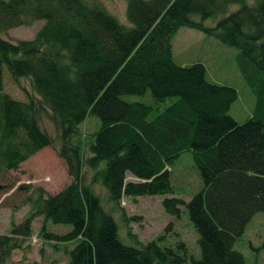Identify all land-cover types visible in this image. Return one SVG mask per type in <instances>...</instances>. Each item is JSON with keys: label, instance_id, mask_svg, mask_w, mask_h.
Here are the masks:
<instances>
[{"label": "trees", "instance_id": "trees-1", "mask_svg": "<svg viewBox=\"0 0 264 264\" xmlns=\"http://www.w3.org/2000/svg\"><path fill=\"white\" fill-rule=\"evenodd\" d=\"M125 1L129 25L100 0H0V32L43 21L31 39L0 36V172L52 145L39 124L43 115L57 132L56 153L71 177L55 194L38 190L33 210L0 234V264H10L38 216L43 240L74 242L65 264H246L234 242L254 213L264 212V0ZM230 4L238 6L228 11ZM208 18L213 25L204 24ZM180 27L238 49L237 67L255 95L243 123L229 114L234 87L209 82L202 63L174 62L171 38ZM3 67L14 79L29 78L38 100L4 92ZM147 92L158 102L173 100L161 108L122 98ZM88 115L99 127L81 149L75 140ZM186 150L202 188L187 202L165 197L162 206L179 217L185 205L198 257L187 255L182 242V252L161 246V236L125 243L114 209L122 197L173 193L170 166ZM127 174L137 180L127 181ZM95 184L105 188L113 209ZM47 222L70 228L53 233Z\"/></svg>", "mask_w": 264, "mask_h": 264}, {"label": "rangeland", "instance_id": "rangeland-1", "mask_svg": "<svg viewBox=\"0 0 264 264\" xmlns=\"http://www.w3.org/2000/svg\"><path fill=\"white\" fill-rule=\"evenodd\" d=\"M100 2L120 22L129 25L125 16V0H100ZM237 6V4H230L228 11L235 10ZM214 22V18H208L204 24L211 26ZM42 24V20H37L28 26L1 31L0 36L11 41L31 39ZM171 44L173 60L176 64L187 66L197 62L202 63L209 82L232 86L236 89L237 99L229 110V114L236 122L243 123L252 115L255 95L237 67V48L188 27H180L173 34ZM2 79V90L14 99L27 101L28 97H32L38 100L29 78L14 79L9 75L7 68L3 67ZM122 98L128 101L156 103L155 107L161 108L173 100V98H167L163 102H158L148 92L144 95H123ZM39 124L51 137L52 145L37 151L23 161L17 169L0 172V234L9 232L11 221L19 223L33 210V200L38 190L43 191L44 195L55 194L71 181L63 160L56 153L60 144L56 130L43 115L39 119ZM98 127L99 119L95 115H88L81 125L80 136L75 140L81 149L84 147L86 137ZM83 169L85 170V167ZM87 174L90 175L91 172ZM126 180L136 181L137 179L127 174ZM170 182L173 193L122 197L118 209L113 211L119 236L127 244H135L136 241L144 243L161 236V246L173 247L182 252V248L178 247L182 242L186 246L187 255L198 257V234L189 219L185 205H179V217L167 214L162 206V200L165 197L174 196L187 202L202 188L203 183L193 164L191 151L181 152L174 160L170 166ZM28 185L30 188H27ZM94 190L104 206L107 209H113L108 203L105 188L95 184ZM30 196H32L31 200H28ZM121 209L125 219L121 216ZM41 221V216L34 218L31 235L19 238L20 246L12 250L9 256L10 264H65L67 262L66 249L71 248L74 242L55 243L43 240L39 232ZM69 228L68 225L46 223V230L57 234L65 233ZM234 248L244 255L246 264H264L263 211L254 213L250 218L243 233L236 238Z\"/></svg>", "mask_w": 264, "mask_h": 264}]
</instances>
